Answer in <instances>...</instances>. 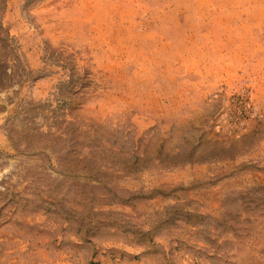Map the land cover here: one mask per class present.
I'll list each match as a JSON object with an SVG mask.
<instances>
[{
	"label": "rangeland",
	"instance_id": "rangeland-1",
	"mask_svg": "<svg viewBox=\"0 0 264 264\" xmlns=\"http://www.w3.org/2000/svg\"><path fill=\"white\" fill-rule=\"evenodd\" d=\"M0 264H264V0H0Z\"/></svg>",
	"mask_w": 264,
	"mask_h": 264
},
{
	"label": "trees",
	"instance_id": "trees-1",
	"mask_svg": "<svg viewBox=\"0 0 264 264\" xmlns=\"http://www.w3.org/2000/svg\"><path fill=\"white\" fill-rule=\"evenodd\" d=\"M1 43H2L3 47L11 48V50H13V48H14L13 42L7 37L2 38Z\"/></svg>",
	"mask_w": 264,
	"mask_h": 264
}]
</instances>
